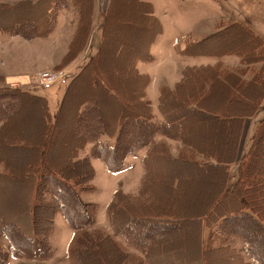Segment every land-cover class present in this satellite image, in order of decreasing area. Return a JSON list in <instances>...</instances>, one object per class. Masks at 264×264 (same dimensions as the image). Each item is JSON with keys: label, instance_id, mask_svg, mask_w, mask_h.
Segmentation results:
<instances>
[{"label": "rangeland", "instance_id": "374dc122", "mask_svg": "<svg viewBox=\"0 0 264 264\" xmlns=\"http://www.w3.org/2000/svg\"><path fill=\"white\" fill-rule=\"evenodd\" d=\"M81 1L83 7L82 14L86 15L88 0ZM137 1L113 0L107 17L106 48L98 60L99 67L108 80L116 87L123 99L116 100L108 96L103 90L95 91L90 89L85 83V78L78 81L68 95L66 105L60 113L57 140L47 150L48 160L53 167L65 169V167L70 166L69 159L71 153L65 144L68 141H72L74 137L77 141L79 140L70 126H72L77 116L76 109L82 100L93 99L97 101L98 111L102 112V117L109 129L113 127L112 117L116 112L124 109V107H132V110H134L138 106L134 104L136 102L135 98L137 97L135 94L139 86L138 80L134 77L132 78L130 70L125 66V62L137 53L144 51L154 30L162 28L160 39L164 41L163 43L167 49L170 44L172 51H176L185 45L188 46L190 40L195 38L203 40L205 37L214 35L215 33L218 34L212 37L214 39L211 42L209 41L208 45L213 47L214 44L219 43L222 46L219 49L220 51L247 50L252 47L257 52V50H260V46H264V27L253 25V21L264 24V0H239V4L237 0H141L144 4H140ZM33 10V8L28 9L22 7L16 11L3 10V12L0 10V17L3 16V19L2 17L0 19V25L15 24L22 29H27L29 26L28 23L32 19H37L38 24L42 25L44 22L42 19L44 10L42 9L39 13H32ZM34 14L39 15V17ZM238 18L251 20L248 22L251 25L249 28L256 26L258 28L256 33L260 36H256L250 29L244 32L238 29L237 26L225 25L221 27L223 23H229ZM227 27L228 29L221 33V29ZM204 43L201 42L198 44L197 48L205 47ZM174 45L176 48H174ZM120 46L122 48L117 53ZM134 50H136L135 55L133 54ZM219 50L216 52H220ZM156 52H159L158 43L151 50L152 55H156ZM165 53L167 52L164 49L161 50V53L157 54L160 56L156 59L158 63H153L155 64L153 69H157L161 61L160 64L170 65L171 67L173 64H180L179 59L181 57L179 52L178 55L176 52L173 53V60L170 62L167 61L168 59ZM7 60L8 57H5L3 64ZM37 62L40 61L35 59L34 64L36 67L42 65V62L41 65ZM32 64L33 60L29 59H26L24 63L13 60L8 62L9 67H31ZM64 70L66 71L67 69ZM70 71L71 73L66 71L67 76L55 84L46 86L47 89H56L57 97H61L63 90L61 88L57 90V87H64L71 76L77 71V65L71 68ZM151 79L153 81V76H151ZM10 84L4 83V87L8 88ZM33 87V89H40L38 86ZM151 89L152 86L149 84L147 87L148 96L152 98ZM257 89L256 86H251L243 91L250 96V93L255 95L258 92L256 91ZM76 94H79V97L76 98ZM230 96V90L227 87L216 84L213 86L212 93L204 103L206 107L212 110H222L225 112L227 109L234 115L245 112L246 105L249 103L236 96V98ZM55 106L56 104L52 108ZM136 109L135 112L138 111ZM138 109H140L139 106ZM166 109L170 113V116H173L171 119L185 114L181 106H176L172 101L168 105L166 104ZM108 112L112 116L108 117ZM42 120L43 109L41 105L35 100L30 102L24 101L22 109L17 114H14L10 118L8 126L0 131V160H4L11 169L10 175L0 176V216L23 226L26 230H28L29 224L27 205L31 184L25 181L22 175L27 169L26 165L28 163H35L38 159L39 147L44 134L47 132L42 126ZM237 124L238 122L236 121L214 123L210 119L197 121L192 116H189L187 117L185 126L190 132L188 135L189 140L197 144L201 149L211 150L216 152L219 158H225L221 156V151H226L229 148L231 156L234 144L233 134L236 132ZM22 141L24 144L18 143ZM262 147V149L261 147L258 148L255 153L258 166H260L264 158V143ZM154 165L157 178L155 184L159 187V204H161L157 207L159 208L158 212L156 211L154 214L149 212L150 215L147 214V217L152 221V219H158V216L165 215L166 219H173V221L170 223L171 227L166 230L169 235H166L159 241L162 244L161 247H152L150 249L149 262L150 264H161L165 262L175 264H201L197 250V218L199 214L205 213L206 209L210 208L213 202H215V197L221 189L223 172L221 169L216 171H211L210 169L208 173H205L202 170L196 169L191 163H173L161 157L154 158ZM94 167L96 168V176L92 184L95 185L96 190L94 192H85V194L80 195V198L85 205L93 203L96 207L94 212L95 222L90 230L99 229L102 235L112 234L105 206L116 185L120 184L117 188L124 187L125 185L122 184L129 176L124 171L106 170L101 162L94 164ZM72 168H75V166ZM175 177L179 179L177 189L172 188L171 184ZM140 197L142 196H135L133 199L137 200ZM155 202L149 201L150 207L153 205L157 206V202ZM237 204L236 200L223 201L216 206L215 210H219L221 213H228L229 210L236 208ZM120 215L123 218L127 216V214L122 212ZM35 219V225L38 229L49 225L46 210L42 206L36 208ZM83 221L84 218L81 224H83ZM54 223L55 225L51 234L49 233L48 237L45 238L47 243L43 246L44 250H47L46 257H41L43 251L37 245L38 242L35 241L33 246V243L28 241L29 250L27 255H25V252L11 254L6 264H69L71 257L67 251L69 247H72L70 243L71 239L74 233L82 228H71L59 215H56ZM86 225L83 224L82 227L85 228ZM155 226H146L143 228L148 230L149 233L155 228L162 229L158 224ZM1 227L4 226L0 224V245L3 247V250H6L10 243L5 237L4 232L1 231ZM132 236L129 232L122 235L113 234V237L116 239L114 241L125 249V252H132L134 255L142 256L139 245L135 239L131 238ZM233 240L236 241L237 239L233 238ZM239 242H241L243 247L244 242ZM239 242L233 243L230 241V243L237 247L240 245ZM30 245L36 247L34 253H32L33 250ZM239 247L238 251L240 250L239 252L242 255L249 257L247 253L241 251L242 247ZM101 249L102 256L107 257L112 264L134 263L126 260L125 262L118 260L116 263V261L112 260V258L116 257L115 252L109 245L106 244ZM39 250L41 251L38 252ZM78 255L79 258L82 257L81 259L84 264H100L89 249L82 252V255L81 253ZM207 258L210 264H236L229 262L230 257L224 255L222 251L207 252ZM251 262L254 264V261L251 260Z\"/></svg>", "mask_w": 264, "mask_h": 264}, {"label": "crops", "instance_id": "0c3cea01", "mask_svg": "<svg viewBox=\"0 0 264 264\" xmlns=\"http://www.w3.org/2000/svg\"><path fill=\"white\" fill-rule=\"evenodd\" d=\"M237 2L239 4V0H237ZM22 4H28L29 8H33L34 10L32 13H39L43 9L44 13L42 19L44 22L40 25L37 19L30 20L28 23L29 28L27 29L29 32H24L25 30H21L22 28L15 24L0 25V90H4V92L0 93H18V98H14L13 96L0 98V125L10 120L7 119L8 116L14 115L12 112H14V109L19 106L20 103L23 106L24 101H36L37 96L39 97L38 100L44 99L46 101L47 109L49 108L52 117H55L59 110L61 113L64 109L68 95L72 91L74 85L78 81L86 78L85 75H89L91 79H94L93 84L90 85L92 88L102 83V81L96 77L98 73L102 72L98 60L106 48L107 17L112 7L113 0H88L86 15L82 14L83 7L81 0L64 2H58L56 0L50 2H48V0H0V10L16 11L23 7ZM51 12L54 13L53 16L50 17ZM1 17L3 19V16ZM37 17H39V15H37ZM249 21L251 20L238 18L235 21L223 23L221 27L225 25L237 26L238 29L244 32L250 29L256 36H260L256 33V30H258L256 26L264 27V24L253 21V25L256 26H254V28H249V26H251L248 23ZM227 29L228 27L221 29V33L225 32ZM161 31L162 28H160V32L155 34L152 41H148L143 52L135 53L137 56L133 57L131 64L128 65L130 72H132L131 70L134 66L140 73L146 75L145 77L148 78L146 85L149 86L150 84V86H152V98L148 96V86L146 85L144 87V98L151 102L152 112L150 121L156 123L158 129L152 133V141L136 147L133 154L126 156L123 163L118 167V169L121 170L114 169L117 171H124V173L129 176L127 180H130L128 182L126 180L122 184L125 186L119 187L118 189L131 197L142 196L140 197L142 200L147 199L159 203V187L155 184L157 178L154 165V158L158 157L173 163H191L196 169L202 170L205 173H208L211 168L218 167V169H221L223 172L221 189L215 197V202L208 208V212L205 211V213L201 215L203 216L201 219V234L205 237L209 228H212V233H214V228L220 219L219 217L224 218L234 212H238L240 208L247 209L245 205L250 201L249 197L255 198V196H258L259 198H264V172L256 170L250 173L248 170H244V162L252 137L260 121L264 117V61L246 64L244 57L242 58L238 53L240 50H226L221 54L216 51L207 53L205 50L204 54L197 55L198 44H191L200 42L201 39L198 38L189 41L191 45L188 49L189 51L184 52L186 45L176 51H172L170 44L167 49L166 45L163 43L164 41L160 39ZM202 41L205 42L204 44L206 47H211V45H208V40ZM157 43L159 52H156V55H152L151 50ZM103 48V52L99 53ZM121 48L122 46L118 48L117 52L121 50ZM174 48H176L175 45ZM160 49L166 50L167 53L165 54L167 55L168 62L173 60L174 52H176L177 55L179 52L181 57V59H179L180 64H173L171 67L170 65L160 64L161 61L158 64L159 66L157 65V69H153L155 64L158 63L156 59L160 56L157 55L161 53ZM5 57H8V60L3 64ZM34 58L40 61L37 62L40 63V65L42 62V65L36 67ZM26 59L33 60V64L31 65L32 68L8 66V62L11 60L24 63ZM218 62L221 63L220 70L218 69L221 86L227 87L230 90V97H238L249 103L246 105L245 112L235 115L230 113L227 109L222 115L221 113L218 114L213 111L197 108L198 111L203 112V116L209 118L217 116L219 120L226 123L230 121L238 122L236 132L233 134L234 144L231 156L229 148L226 151H221V156L225 158H219L217 153L211 150L201 149L197 144L188 139L190 132L185 124L187 117L191 115L184 114L180 117L171 119L173 116H170L168 111L162 113L157 108L160 104H167L166 99L159 104L160 89L163 87L174 89L177 82L182 78V71L187 66H199ZM48 65L50 66L49 68ZM75 65H77V71L71 76L69 81L64 87H57V90L60 88L63 90V95L61 94V97H57V91L55 92L56 89H47L46 86L39 87L40 89H33L34 87L31 84L22 88L4 87V83H26L40 70L67 69L66 71L71 73L70 70ZM151 76H153V81ZM88 82L89 79H85V83L88 84ZM70 86L71 90L68 93ZM251 86H256V88H258L256 91L258 92H256L255 95L250 93L249 96L243 90ZM100 89L105 91L108 96L118 100L116 96H114V93L106 91L102 85H100ZM79 94L81 93L79 92ZM176 98L177 99H173V102L175 101L174 103L179 102V98ZM89 101V99H84L78 105L83 106L89 103ZM191 101H193V98H189L187 102L188 110H186L189 112L196 109L195 104L190 103ZM54 104H56V106L52 108ZM254 106H257V108L253 112ZM209 118H200L197 121L208 120ZM194 120L196 119L194 118ZM73 126L74 122L72 126H70L71 129ZM118 126V122H115L112 130L116 129ZM74 133L78 136L75 131ZM57 135L58 131L55 133V137H53L54 140L57 139ZM45 137L46 133L44 134L38 152L46 155L50 145H48ZM114 138L115 136L104 135L101 140L113 144ZM78 141L80 145L75 146L70 158H73L74 155L78 158L89 155V144H83L84 139L81 137ZM18 143L24 144L23 141ZM215 158H217V160H215ZM90 160L93 167L94 164L99 162L103 164L98 158H91ZM1 168L3 167L0 166V169ZM94 169L96 170L95 167ZM171 184L172 188L177 189L179 179L177 177L173 178ZM119 185H116L115 189H117ZM111 197L112 194L110 199ZM231 200H236L238 203L236 208L229 210L228 213H221L219 210H215L219 203ZM252 202H255V200H252ZM244 212L248 213L247 210H244ZM261 212L260 210V213ZM253 217L258 218L256 214H253ZM158 219L164 220L166 217L164 215L162 218ZM260 221V223L264 225V217H261ZM236 239V241L233 239L229 241L225 240L223 243V250L230 257L229 262H234L236 264H253L246 256H241L238 247H242L241 242H239L242 240ZM230 241L233 243L239 242L240 245H238V247L234 246ZM229 252L234 253L235 256H231Z\"/></svg>", "mask_w": 264, "mask_h": 264}, {"label": "trees", "instance_id": "16d2710c", "mask_svg": "<svg viewBox=\"0 0 264 264\" xmlns=\"http://www.w3.org/2000/svg\"><path fill=\"white\" fill-rule=\"evenodd\" d=\"M50 1L52 0H48V2ZM56 1L64 2L70 0ZM137 2L144 4L141 2V0H138ZM22 5L25 8H29L28 4ZM53 13L54 12L50 13V17L53 16ZM150 18L154 20L152 16H150ZM28 28L29 27H27V29ZM27 29L21 30H25L24 32H29ZM157 32H160V28H158V30H154L149 40L152 41ZM217 34L218 33H215L214 35L204 38L203 40H208L211 42L214 39L212 37ZM201 42L203 41L201 40L200 42L191 45L200 44ZM259 44L262 45L261 43ZM191 45L189 44L186 46L184 52L189 51L188 49ZM221 47V44L216 43L213 47L205 46L203 48H197V55H199V53L204 54L205 50L207 53L215 52ZM103 50L104 48L101 49L99 53L103 52ZM119 52L120 50L117 53ZM223 52L225 51H220L218 53L221 54ZM135 53L136 50H134L133 54L135 55ZM238 53L240 56H242V58L244 57L246 64H254L256 62L264 61V46H260V50H257V52L251 47L247 50H240ZM132 58L125 62V66L128 69V65L131 64V60H133ZM220 66V62L214 64H203L199 66H187L182 71V78L180 81H178L179 83L177 82L174 89H169L167 87L160 89L159 104L166 99L168 105V103L171 101L173 102V99H177L176 97H178L179 102L175 103L176 106H181L185 114L191 115L196 120L200 118H209L203 116V112L198 111L197 108L213 111L214 113L218 114L221 113L223 115L224 111L212 110L206 107L204 103V101L212 93L213 86L216 84L221 86L219 79ZM131 71L132 72H130V75L132 78L134 77L138 80L139 86L138 91L135 94L137 97L135 96L136 102H134V104L135 106L138 105L140 109H138V106H136L137 109L135 107L134 110H132V107H124V109L116 112L112 117L113 123L118 122L119 126L116 129L112 130L106 126L105 120L102 117V112L98 111L99 109L97 107V101L89 99V103L84 104L83 106L78 105L76 109L77 116L74 120V126L72 129L79 136H77L79 139L80 137L84 139L83 144H89L90 152L86 157L78 158L76 155H74L73 158L69 159L70 166H75V168L70 166L65 167V169L53 167L48 160V155L40 152H38V159L35 163H28L26 165L27 169L24 171L22 177L25 181L30 182L31 184L27 205V218H29L28 230L24 229L23 226L13 223L12 221L0 216V224L4 226L1 227V231L4 232L5 237L10 243L6 250H3V247L0 245V264H6L9 259L8 257H10L11 254L25 252V255H27L29 250L28 241H31L33 246L35 241L38 242L37 245H39L43 251L41 253V257H46L47 250H44L43 246H45L47 243L45 238L48 237L49 233L51 234V231L55 225L54 220L56 215H59V217L66 221L71 228H82L79 231H76L71 239L70 243L72 244V247H69L67 251L68 255L71 257L69 264H84L81 259L82 257L79 258L78 254L81 253L82 255V252H85L88 249L91 251L92 255L98 259L100 264H112L107 257L102 256L101 247L105 246L106 244L114 250L116 257L112 258V260L116 261V263L118 260H122L124 262L126 260L131 263L134 262L133 264H150V249L152 247H161L162 244L159 241L166 235H169L166 230L167 228L171 227L170 223L173 221V219H164L161 221H158L160 219H152V221L149 220L147 214H149V212H151V214H154L156 211L158 212L159 208L157 207L161 203H157V206L153 205L150 207L149 200H142L139 198L135 200L133 197L127 193H124L120 189H115L112 193L111 199L105 206L109 227L112 229V234L109 233L102 235V232L99 229L90 230L95 222V205L93 203L85 205L80 198L81 194H85V192L87 193L90 191L94 192L96 190L95 186L92 184V181L95 177V169L91 164V158L100 159L107 170L118 169L126 156L134 153L136 147L152 141V133L158 129L156 123L150 121V115L152 112L151 102L144 98V87L148 82V78L145 77L146 75L135 69L134 66ZM116 73L118 74V72ZM85 77V79H89L87 86H89L90 89L101 91L100 85H102L106 91L114 93V96H116L118 100L122 98L116 87H114V85L108 80L103 71L98 73L96 76L102 81V83L100 82L101 84L96 85L93 88L90 85L93 84L94 79H91L89 75H85ZM71 86L68 89V93L71 90ZM0 92H4V90H0ZM2 94L3 93H0V98H8V96H13L16 98L18 96V93L15 92H12V94ZM77 96L79 95L76 94L75 97ZM38 98L39 97L37 96L36 101H38L43 109L42 126L47 130L45 140L47 141L48 145H51L57 140H54L53 137H55L54 135L58 131L60 110L57 112L55 117H52L49 108L47 109L46 107V101L44 99L38 100ZM189 98H193V101L190 103H194L196 108L192 112L187 111V102ZM22 107L23 106L20 103L12 113L17 114L22 109ZM157 108L162 113L167 111L166 105L163 104H160ZM256 108L257 106H254L253 112L256 110ZM135 109L138 111L135 112ZM107 116L110 117L112 115L110 112H108ZM11 117L12 115L8 116L7 119H10ZM209 119H211L214 123L223 122L222 120H219L217 116L210 117ZM9 122L10 120L3 122L0 125V131L6 128ZM104 135H109L112 137L115 136L113 144H109L107 141H102L101 138ZM70 137L72 136L70 135ZM67 143L68 144L66 147L70 153L73 152L76 145H80L79 141H77L75 137L72 141H68ZM263 143L264 117L260 121L259 126L252 137V141L244 162V170H248L250 173H253L256 170L264 172V158L260 166H258L257 157H255L256 150L260 147L262 149ZM215 160H217V158H215ZM0 164V166L3 167L0 169V176L10 175L11 169L7 166L6 162L4 160H0ZM217 169L218 167H214L211 168V171H216ZM249 200L250 201H248V204L245 205L247 209L240 208L238 212H234L233 214L224 218L219 217L220 219L214 228V233H212V228H209L205 237L201 234V219L203 218L201 215L204 213L198 215L197 250L201 264H210L207 258V252L222 251L224 255H227L223 250V243L225 240L229 241L233 238H238L244 242V246L241 248V251L249 255V257L247 256L248 259L254 261V264H264V225L260 223V218L264 217V198L255 196V198L249 197ZM252 200H255V202H252ZM39 206L45 208L47 221L49 223V225L42 229H38V227L35 225L36 208ZM244 210H247L248 213L244 212ZM260 210L262 211L261 213ZM121 212L127 214V216L124 218L121 217ZM206 212H208V208L206 209ZM253 214H256L258 218H254ZM163 216L164 215L158 216L157 218H162ZM83 218V224H87L85 228H83V224H81ZM157 224L160 225V228L164 230L162 231V229L155 228L149 233L148 230L143 228L146 226L152 227ZM127 232L133 235L131 238L135 239V241L138 243L142 256L134 255L132 252H125V249H123L116 241H114L115 238L113 237V234L122 235L127 234ZM33 246H31L33 250L32 253H34L36 250V247ZM40 251L41 250L38 252ZM229 253L231 256H235L234 253ZM239 253L243 257L242 253ZM161 264L175 263L165 262Z\"/></svg>", "mask_w": 264, "mask_h": 264}, {"label": "built area", "instance_id": "2783aa9c", "mask_svg": "<svg viewBox=\"0 0 264 264\" xmlns=\"http://www.w3.org/2000/svg\"><path fill=\"white\" fill-rule=\"evenodd\" d=\"M66 76L64 70H41L37 71L26 83H11L9 88H22L26 85L47 86L56 83Z\"/></svg>", "mask_w": 264, "mask_h": 264}]
</instances>
